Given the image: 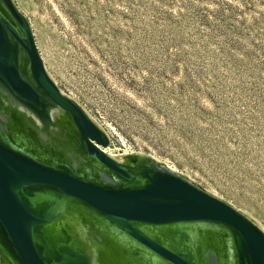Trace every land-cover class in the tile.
Segmentation results:
<instances>
[{"label": "rangeland", "instance_id": "374dc122", "mask_svg": "<svg viewBox=\"0 0 264 264\" xmlns=\"http://www.w3.org/2000/svg\"><path fill=\"white\" fill-rule=\"evenodd\" d=\"M13 1L110 156L151 158L264 230V0Z\"/></svg>", "mask_w": 264, "mask_h": 264}, {"label": "water", "instance_id": "95a60500", "mask_svg": "<svg viewBox=\"0 0 264 264\" xmlns=\"http://www.w3.org/2000/svg\"><path fill=\"white\" fill-rule=\"evenodd\" d=\"M14 104L7 106L5 99ZM61 110L79 165L45 142ZM21 110L42 131L30 128ZM110 136L48 74L29 21L0 0V264H94L80 237L144 244L153 264H264V230L151 158L119 161Z\"/></svg>", "mask_w": 264, "mask_h": 264}, {"label": "bare ground", "instance_id": "6f19581e", "mask_svg": "<svg viewBox=\"0 0 264 264\" xmlns=\"http://www.w3.org/2000/svg\"><path fill=\"white\" fill-rule=\"evenodd\" d=\"M5 104L7 106H9V105L14 104V102L10 98H7V99H5ZM21 112H22V115L24 117V120H25L26 124L30 128H33V129L38 130L40 132L42 131L41 123L34 116H32L29 113H25L24 110L23 111L21 110ZM51 115H52L54 124L51 126V131H50L49 134H47V135L43 134L42 135L44 140H45V142L55 152H64L65 154H67V156L70 158V160L73 161L74 164H76L78 166L79 165L78 157L75 156V154H73V152L71 150V145H70V140L72 138V134H73L74 131H72V130L70 131V129L68 128V126L66 124V122H68V121L71 122L70 117L65 115L59 109L52 110L51 111ZM137 164L138 165H144L139 160H138ZM109 241H107V242H109ZM91 243H93V242H91ZM108 244H110V242ZM102 247H103V245H102ZM110 248H112V247H110ZM118 252H119V250H118Z\"/></svg>", "mask_w": 264, "mask_h": 264}, {"label": "flooded vegetation", "instance_id": "af4514ba", "mask_svg": "<svg viewBox=\"0 0 264 264\" xmlns=\"http://www.w3.org/2000/svg\"><path fill=\"white\" fill-rule=\"evenodd\" d=\"M94 237V238H93ZM80 241L82 245L87 248L94 256L95 263L94 264H105V259L101 248L98 245L101 243H105L107 246L115 247L116 250L122 253V256L127 258L129 264H153L151 261L144 259L141 253L128 248L127 246H119L116 243H113L111 240L98 237L96 235H85L84 233L80 237ZM104 241V242H103ZM110 244H108L109 242ZM93 242V243H91ZM209 252L212 255L213 262L219 263V256H220V245L218 242L212 243L209 247ZM101 260V261H100ZM215 260V261H214ZM103 261V262H102Z\"/></svg>", "mask_w": 264, "mask_h": 264}]
</instances>
